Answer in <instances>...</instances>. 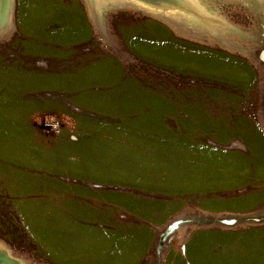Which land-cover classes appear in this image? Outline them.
Segmentation results:
<instances>
[{"label":"rangeland","instance_id":"rangeland-1","mask_svg":"<svg viewBox=\"0 0 264 264\" xmlns=\"http://www.w3.org/2000/svg\"><path fill=\"white\" fill-rule=\"evenodd\" d=\"M201 3L212 19L12 0L0 243L14 258L264 264V0Z\"/></svg>","mask_w":264,"mask_h":264},{"label":"bare ground","instance_id":"bare-ground-1","mask_svg":"<svg viewBox=\"0 0 264 264\" xmlns=\"http://www.w3.org/2000/svg\"><path fill=\"white\" fill-rule=\"evenodd\" d=\"M129 1V2H128ZM100 4H113V3H127V4H131L134 7H141L143 10L149 11L152 14L158 15L164 19H169V20H173V21H178V20H189L192 19V15L197 16L198 18H202V19H212L211 16L206 12V8L204 7V5H202L201 0H190L189 4L192 7V11L189 9H178V8H158V7H154L151 3L150 0H99ZM112 2V3H110ZM125 6V5H123ZM101 7H97L94 6L93 8V12H98ZM12 9V8H11ZM11 9L9 12V18L8 21L6 22L5 25L0 26V33H2L3 31L7 30L10 26V18H11ZM3 10V9H2ZM1 10V11H2ZM4 10H5V6H4ZM0 11V12H1ZM2 13L0 14V18L2 17ZM190 21V20H189ZM12 26V25H11ZM211 28V27H208ZM214 28V27H213ZM214 31H217V29H214ZM0 250L4 251L7 253V255L12 256V253L10 252V250L7 247H4L1 243H0ZM13 257V256H12ZM14 258V257H13ZM21 264H25L22 260Z\"/></svg>","mask_w":264,"mask_h":264},{"label":"water","instance_id":"water-1","mask_svg":"<svg viewBox=\"0 0 264 264\" xmlns=\"http://www.w3.org/2000/svg\"><path fill=\"white\" fill-rule=\"evenodd\" d=\"M154 7L158 8H178V9H189L192 11V7L189 4L190 0H150ZM191 3V2H190ZM5 6V10H4ZM12 8V0H0V14L2 13V17L0 18V26L6 24L9 18V12ZM181 221H176L172 223L167 230L161 234L160 243L162 245L165 236L170 233L176 226H178ZM0 264H21L19 259L13 258L12 256L7 255L6 252L0 250Z\"/></svg>","mask_w":264,"mask_h":264},{"label":"flooded vegetation","instance_id":"flooded-vegetation-1","mask_svg":"<svg viewBox=\"0 0 264 264\" xmlns=\"http://www.w3.org/2000/svg\"><path fill=\"white\" fill-rule=\"evenodd\" d=\"M110 1H111V0H110ZM128 2H129V1H128ZM110 3H112V2H110ZM113 4H115V3H113ZM189 20L192 21L191 19H189ZM189 20H188V21H189Z\"/></svg>","mask_w":264,"mask_h":264}]
</instances>
